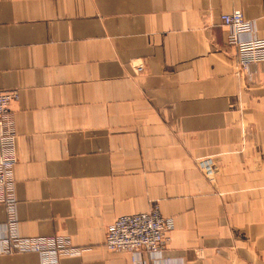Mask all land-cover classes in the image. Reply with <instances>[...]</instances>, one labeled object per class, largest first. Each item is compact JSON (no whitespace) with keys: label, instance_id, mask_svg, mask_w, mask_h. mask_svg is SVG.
I'll list each match as a JSON object with an SVG mask.
<instances>
[{"label":"crops","instance_id":"obj_1","mask_svg":"<svg viewBox=\"0 0 264 264\" xmlns=\"http://www.w3.org/2000/svg\"><path fill=\"white\" fill-rule=\"evenodd\" d=\"M232 10L264 37V0H0L21 236L67 237L80 252L58 264H264V61L235 67ZM155 204L174 223L159 255L104 246L116 217Z\"/></svg>","mask_w":264,"mask_h":264},{"label":"built area","instance_id":"obj_2","mask_svg":"<svg viewBox=\"0 0 264 264\" xmlns=\"http://www.w3.org/2000/svg\"><path fill=\"white\" fill-rule=\"evenodd\" d=\"M227 28V44L235 48V67L244 68L251 63L264 61V37H251L253 24L239 10L220 14ZM136 72L144 69L142 57L129 60ZM17 99L14 90L0 89V203L6 206L7 222L0 225V254L36 252L41 264H58L61 254H77L79 248L70 246L63 235L21 236L17 228L16 201L13 194V168L17 161L15 128L10 103ZM197 167L205 178L213 183L216 166L212 157L197 159ZM174 228L173 219L164 216L155 204L146 212L116 217L106 228L104 246L108 250L130 252L143 250L159 255L166 246ZM201 254V251L197 252Z\"/></svg>","mask_w":264,"mask_h":264},{"label":"rangeland","instance_id":"obj_3","mask_svg":"<svg viewBox=\"0 0 264 264\" xmlns=\"http://www.w3.org/2000/svg\"><path fill=\"white\" fill-rule=\"evenodd\" d=\"M199 158H202V157H198V158H196L195 159V165H196V167H197V164H196V161H197V159H199ZM214 160V159H213ZM215 162V161H214ZM198 168V167H197ZM199 169V168H198ZM200 170V169H199ZM200 172L202 173V171L200 170ZM202 175H203V173H202ZM204 176V175H203ZM204 178H205V176H204ZM206 179V178H205ZM206 181L208 182V183H210L207 179H206ZM215 182H216V173H215V180H214V182L213 183H210V184H215ZM152 209V208H151Z\"/></svg>","mask_w":264,"mask_h":264}]
</instances>
